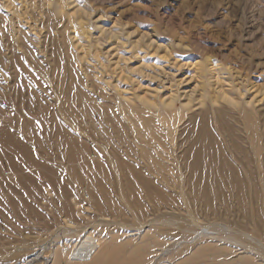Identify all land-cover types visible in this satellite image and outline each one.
<instances>
[{"label": "rangeland", "instance_id": "rangeland-1", "mask_svg": "<svg viewBox=\"0 0 264 264\" xmlns=\"http://www.w3.org/2000/svg\"><path fill=\"white\" fill-rule=\"evenodd\" d=\"M38 255L264 264V0H0V264Z\"/></svg>", "mask_w": 264, "mask_h": 264}, {"label": "bare ground", "instance_id": "bare-ground-1", "mask_svg": "<svg viewBox=\"0 0 264 264\" xmlns=\"http://www.w3.org/2000/svg\"><path fill=\"white\" fill-rule=\"evenodd\" d=\"M123 57V56H122ZM124 59V58H123ZM126 62V61H125ZM250 90V89H249ZM142 101V100H141ZM42 260V258L40 257V255L29 259L28 261H26L23 264H40V261Z\"/></svg>", "mask_w": 264, "mask_h": 264}]
</instances>
